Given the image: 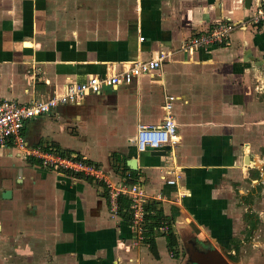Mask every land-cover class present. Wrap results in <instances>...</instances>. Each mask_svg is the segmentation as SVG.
<instances>
[{
	"label": "crops",
	"instance_id": "1",
	"mask_svg": "<svg viewBox=\"0 0 264 264\" xmlns=\"http://www.w3.org/2000/svg\"><path fill=\"white\" fill-rule=\"evenodd\" d=\"M256 2L0 0V99L29 102L169 51L160 68L26 120L24 147L0 146V264H194L190 247L207 244L232 264L256 262L264 240L249 238L248 198L264 179V22L236 27L227 43L180 48L217 21L246 19ZM168 96L176 142L139 151L137 125L161 123ZM50 149L143 183L172 222L175 252L158 227L156 254L135 242L103 180L47 162Z\"/></svg>",
	"mask_w": 264,
	"mask_h": 264
},
{
	"label": "built area",
	"instance_id": "2",
	"mask_svg": "<svg viewBox=\"0 0 264 264\" xmlns=\"http://www.w3.org/2000/svg\"><path fill=\"white\" fill-rule=\"evenodd\" d=\"M261 22H264V0H257L254 7L247 13L246 19H240L238 22L229 19L217 21L212 27L200 30L189 40L184 41L180 48L193 51L199 48H208L215 44L227 43L231 32L236 27L243 28L246 24ZM140 38L142 39L143 36H140ZM168 55V50L158 49L150 58L136 60L120 70L115 68L109 74H92L83 81L66 84L59 93L41 95L29 102L23 103L12 97L0 99V146L15 142L16 145L24 147L26 142L21 132L26 120L48 112L60 103L79 102L86 95L97 93L103 87L111 86L120 81L130 82L133 77L143 72L160 68L167 61ZM171 99L172 97L168 96L163 104L164 113L161 123L150 126L137 125L135 143L139 151H145L148 148L162 149L176 142V122L171 113ZM46 156V161L55 166L82 170L95 178L103 180L113 211H117L120 197L126 196L129 200L133 240L135 242L143 241L147 213L145 205L152 198L147 193L143 183L127 179L128 175L110 180L105 174L99 172L93 163L76 157V154L62 155L57 150L50 149L46 152ZM166 181L171 184L175 183L176 176H169ZM158 228L166 233L168 225L162 223Z\"/></svg>",
	"mask_w": 264,
	"mask_h": 264
},
{
	"label": "trees",
	"instance_id": "3",
	"mask_svg": "<svg viewBox=\"0 0 264 264\" xmlns=\"http://www.w3.org/2000/svg\"><path fill=\"white\" fill-rule=\"evenodd\" d=\"M118 208L127 220L130 219L129 200L126 196L120 197ZM145 209L147 213L143 240L149 243V248L152 253L156 254V247L152 237V231L154 228L159 227L162 223H167L168 225L167 232H162L166 237L167 246L172 252H175V248L177 246V238L176 233L173 230L172 222L168 219L167 216L163 215L161 209L156 208L153 201L148 202L145 205Z\"/></svg>",
	"mask_w": 264,
	"mask_h": 264
},
{
	"label": "rangeland",
	"instance_id": "4",
	"mask_svg": "<svg viewBox=\"0 0 264 264\" xmlns=\"http://www.w3.org/2000/svg\"><path fill=\"white\" fill-rule=\"evenodd\" d=\"M259 126H264V119L260 122V125ZM261 133L263 134V138H262L261 141H263V144H264V130ZM261 146H262L261 147V150H263V152H264V145H261ZM262 180H263L262 182H261V179L260 180H257V182L255 181V183L253 182V185H255V188L256 189H255V192L253 193L254 195H250L249 196L250 198H248V200L250 202H252V205L250 206V209H252L251 210L252 211L251 213L252 214H255L256 217H257V221H256V227L257 228L252 232V236L249 237V238H251V240H254V241L264 240V179H262ZM239 206H241V205H239ZM262 248L263 249L260 252V256L259 257L256 256V260H255L256 262L253 263V264H264V246H262ZM179 249L180 250L181 249L183 250L181 252V255H179V256L180 257H183V256L184 257H187L186 251H185L186 248L184 249L182 243H181L180 248L178 246V251H179ZM252 249H253V247L250 248V251L248 249V253L249 252L252 253V251H251Z\"/></svg>",
	"mask_w": 264,
	"mask_h": 264
},
{
	"label": "water",
	"instance_id": "5",
	"mask_svg": "<svg viewBox=\"0 0 264 264\" xmlns=\"http://www.w3.org/2000/svg\"><path fill=\"white\" fill-rule=\"evenodd\" d=\"M152 153H159L163 154L165 151L163 149H153ZM248 159V158H247ZM249 160H247L248 162ZM127 163L129 164L130 168L135 169V159H128ZM256 164H260L256 162ZM5 194H9V190L5 191ZM189 257L195 264H231L229 261L223 256V254L215 247L204 250L198 251L197 249L191 248L189 249Z\"/></svg>",
	"mask_w": 264,
	"mask_h": 264
},
{
	"label": "flooded vegetation",
	"instance_id": "6",
	"mask_svg": "<svg viewBox=\"0 0 264 264\" xmlns=\"http://www.w3.org/2000/svg\"><path fill=\"white\" fill-rule=\"evenodd\" d=\"M210 248H213L212 246H210L209 244H207L205 247H204V250H207V249H210ZM223 254V253H222ZM225 255V256H224ZM223 256L229 261V263L232 264L231 260H233V256L232 255H229L228 253H224ZM195 264V263H194Z\"/></svg>",
	"mask_w": 264,
	"mask_h": 264
}]
</instances>
